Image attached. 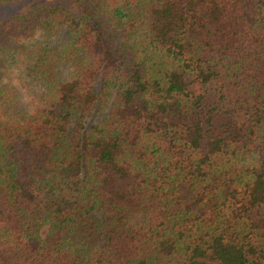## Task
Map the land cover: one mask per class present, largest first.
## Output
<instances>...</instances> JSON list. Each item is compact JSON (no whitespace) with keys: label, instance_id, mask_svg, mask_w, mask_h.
Masks as SVG:
<instances>
[{"label":"trees","instance_id":"trees-1","mask_svg":"<svg viewBox=\"0 0 264 264\" xmlns=\"http://www.w3.org/2000/svg\"><path fill=\"white\" fill-rule=\"evenodd\" d=\"M58 1L0 17V264H264V0Z\"/></svg>","mask_w":264,"mask_h":264},{"label":"rangeland","instance_id":"rangeland-1","mask_svg":"<svg viewBox=\"0 0 264 264\" xmlns=\"http://www.w3.org/2000/svg\"><path fill=\"white\" fill-rule=\"evenodd\" d=\"M31 0H6L0 1V17L3 15H8L14 12H24L30 5ZM48 3L50 0H44ZM58 2L64 3L63 0H59ZM30 43V42H27ZM30 96L27 92H23L20 98L21 104H25L29 101Z\"/></svg>","mask_w":264,"mask_h":264}]
</instances>
